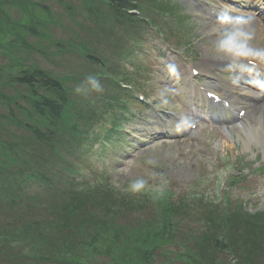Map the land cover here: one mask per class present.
<instances>
[{"label": "rangeland", "instance_id": "obj_1", "mask_svg": "<svg viewBox=\"0 0 264 264\" xmlns=\"http://www.w3.org/2000/svg\"><path fill=\"white\" fill-rule=\"evenodd\" d=\"M28 1L43 4L49 11L50 21L46 25L48 35L25 38V43L20 44L17 50L0 53L2 77L9 78L7 76L10 75L6 70H9L12 75V68H10L7 57L10 56L13 59L14 56H18L24 60V66L40 67L46 73L62 79L70 88L71 105L68 112L73 116L71 122L73 120L81 130H85L88 127L86 122L91 121L92 115H98V122L101 123L99 127L106 129V123L109 124L108 118L112 113H104L105 115L101 113L104 105L98 99L110 91L111 87L100 75L102 70L105 72L112 65L119 64L116 61L118 51L107 41L110 37L106 33L112 31V28H109L111 23L107 21V29L97 33L92 20L84 10L87 9L84 5L85 0ZM176 1L185 9L186 14L194 17L196 14V17H199L197 22L190 20L189 36L185 35L179 40L183 42V45L178 47L179 43L175 44L177 38L174 37H169L168 41L163 44L157 31L156 33L152 31L143 35L145 43L150 48L143 47L144 42H141L139 47L132 44V48L135 46V51L131 53L129 60L125 59L119 65L127 70L126 79L129 81H125L136 82L132 84L135 91L142 94L148 103L157 105L162 111L173 108V111H177L180 116L186 117L181 107L176 104L175 97L160 85V81L166 79L164 76L170 74L167 63L171 60L181 69H187L191 65L205 61L206 58L236 56L235 51L228 47V37L232 36L235 31L244 29L245 26L237 28L230 26L222 40L210 39L205 32L207 29L205 22L206 18L211 15L204 1H209L215 6L216 0H195L200 4V9L192 7L193 0ZM137 3V9L142 10L144 16L152 15L149 14V10L146 11V4L143 0H137ZM9 9L14 18L20 17L21 9L12 6H9ZM133 10L136 11V9ZM160 25L163 33L170 35L165 24L160 22ZM253 38L248 40V47L264 49V39L258 40L254 35ZM189 41L191 44L188 46ZM211 45L214 47L211 48ZM159 51L160 54L164 52L165 57L159 58ZM88 56L94 59L100 58L104 63L102 70L87 59ZM205 81L209 86H213L214 90H218L222 96L230 95V91L221 84L208 79ZM205 81L199 82L205 84ZM16 89L14 85L5 87V94L11 95ZM117 95L122 98L123 93L120 92ZM88 100L92 101L91 105L95 107L94 112L83 106V103ZM20 104L24 106L25 100H22ZM127 107L138 114L142 120L129 116L131 112L128 110L129 115L124 114L128 122H123L125 131L122 134L125 137L120 133L121 131L118 133L117 129L110 132L105 131L104 136H98L102 157L99 158L100 162H95V164L108 165L109 169L106 174L97 169L93 162L98 156L96 142L90 143L89 141V143L81 144L75 154L72 147L73 142L69 137L57 142L60 156L54 158L55 163L63 169L65 174L71 173V170L75 171L72 177L84 182L85 187L89 188L88 195L91 202L87 206V211L96 219L104 221L105 230L113 225L115 230L118 228L124 230L126 226H138L143 222H147L146 224L153 222L159 226L162 221L156 220L162 219L161 213L168 211L167 215H170L169 210H175L171 221L174 226V242L169 246V257L162 260V256H159L151 264H167L170 261H173L171 264H184L172 253L179 248V253L182 254L188 250L202 249L203 263L206 264H209L213 255H215L214 261L217 264H264V217L256 218L257 222L252 226L250 218L245 216L248 219L242 221L244 230H236L238 226L235 224L238 220L234 222V218H229L230 222L222 227L224 224L219 218L223 216L224 210H227L232 217L236 216L240 210L249 215L264 212V170L259 173L255 172L256 169L264 167V147L259 145L262 140H254L255 142L243 149L241 141L237 139V133L240 131L242 134L248 133L252 124L250 127H242V130L234 127L229 130L233 140L225 135L224 127L217 128L211 125L206 127L200 125L196 134H187L180 125L182 128L174 126L175 132H161L154 135L152 134L155 133L153 128L145 125L144 121L147 119L161 126L163 122L153 119L152 115L156 113L161 115L162 112L142 105L138 106L133 100L127 103ZM241 107L244 106L241 105ZM24 110L19 112L13 110L12 107V118L17 117L23 120ZM9 114V110L6 112L5 108L0 106L2 116L0 126H3L0 130L2 132L0 140L14 142L21 140L23 149L27 147L26 150L34 157L22 153L19 155L20 159L25 157L34 170L45 168L44 163H50L48 155L39 145L35 144L32 150V146L26 144L28 132L24 128H16L13 123H8L5 117ZM258 114L261 122L264 123V112L261 113L259 110ZM161 116L166 122L169 119L164 115ZM254 119H256L255 116ZM133 126H136V129L141 128V132L136 131ZM83 134L87 138L90 136L88 132H83ZM56 136H59L58 132L55 133ZM222 138L226 139L225 143ZM181 140H185L186 144ZM124 142L125 148L121 149ZM118 150H121V153H118ZM110 153L118 156L109 155ZM260 154H262V159L254 164ZM0 155L3 156L2 153ZM113 157L119 160L112 162ZM18 167L24 169V164L20 163ZM18 167L13 168L17 170ZM244 168L249 170L247 175L244 174L245 171L243 172ZM1 177H7L9 181L7 184L14 182L12 171L10 173L7 171L6 175H1ZM101 181L103 183H97ZM26 193L29 199L37 195L38 202L43 201L40 203L41 207L53 206L54 202L56 203L55 200L47 198L45 190L37 188L36 183L28 182ZM165 194L163 201L165 205L162 208L155 201L162 203L161 198ZM6 207L9 205L5 198H0V209ZM38 210L40 218L48 217V214L46 215L41 209ZM21 211L24 209L22 208ZM241 214L239 212L238 215ZM113 215L115 218L111 221ZM57 216L52 213V222H56ZM83 219L84 217L81 216L80 220ZM11 221L7 213L1 214V225ZM92 229L93 226H88L85 230L83 227L82 235H87ZM221 239L227 249L219 254L214 249V242ZM104 260L103 257H97L91 264H107Z\"/></svg>", "mask_w": 264, "mask_h": 264}, {"label": "trees", "instance_id": "obj_2", "mask_svg": "<svg viewBox=\"0 0 264 264\" xmlns=\"http://www.w3.org/2000/svg\"><path fill=\"white\" fill-rule=\"evenodd\" d=\"M108 1L115 16L121 18L129 0ZM10 33V30L0 27V38H4L0 42V53L15 50L17 33L6 38ZM8 61L12 75L6 70L10 76L5 79L0 73V104L10 112L5 119L16 128H24L29 134L26 144L32 146V150L35 144L39 145L48 155L50 163L45 162L43 169L35 166L40 170H34L25 157H19L22 153L34 157L26 150L27 147L23 149L21 140H0V154L4 155V158L0 155V183L7 181L6 177H1L2 171H12L14 176L13 183L0 187V198H5L9 205L0 209V217L2 213H7L12 220L0 224V264H91L97 257L107 259V264H151L155 256L166 258L168 248L174 242L171 221L175 210L170 209V215H167L168 211L164 209L162 219L156 220L162 221L159 226L153 222H143L138 226L125 225L124 230H115L114 225L105 230L104 221L96 219L87 211L91 202L89 188L79 191L78 184L69 182L59 172L56 163L55 167L51 165L54 158L60 156L57 148L60 139L69 137L77 142L75 135L79 131L76 132V126L70 123L72 116L65 109L68 100L66 90L58 79L31 66L25 67L20 57ZM13 85L17 88L14 94H5V87ZM21 99L26 101L28 108L22 112L23 120L17 117L13 119L12 107L21 112ZM2 128L0 126V130ZM57 132L59 136L55 137ZM20 163L24 164L25 170L18 167ZM13 167L18 168L14 170ZM28 182L39 185L45 190L47 198L56 203L41 207L43 201L40 199L38 202L37 195L29 199L25 189ZM22 208L24 211H21ZM38 209L48 214V217L40 218ZM52 213L58 215L56 222H52ZM80 215L84 217L83 220H80ZM114 218L113 215L111 221ZM88 226H93V229L83 236L82 228L85 230ZM214 249L222 253L227 247L222 241L219 244L216 241ZM201 250L172 253L177 258L187 257L191 262L195 257L198 260L203 258Z\"/></svg>", "mask_w": 264, "mask_h": 264}, {"label": "bare ground", "instance_id": "obj_3", "mask_svg": "<svg viewBox=\"0 0 264 264\" xmlns=\"http://www.w3.org/2000/svg\"><path fill=\"white\" fill-rule=\"evenodd\" d=\"M246 4H251V5H256L257 3H259L260 0H240ZM240 4V3H237ZM220 5L221 8L223 10H225L226 12H232V6L233 4L229 3V1L227 2H223L220 1ZM228 17V16H227ZM209 22V26L207 27L206 32L209 35H214L216 36L218 39H222L224 38V35L221 36V29L225 28V22L220 20H215L212 18L208 19ZM258 20V19H257ZM254 26H251L250 28V33H249V37L252 36V33L254 32V34H256V36L258 37H262L264 36V24L262 23V20H258V21H254ZM237 36H232L231 39L229 40V48L235 49V50H240V49H244L245 46L248 44V36L245 35V32H236ZM231 42V43H230ZM261 51H258L256 53H252L250 55H248L247 57L251 56L253 58H247V60H254V62H257L258 65L262 66L264 68V64L262 65V63L264 61H262L260 58L263 57L262 54H260ZM256 59V60H255ZM232 59H226L224 57H218V59H216L213 63V65L208 66V64H202L201 66H199V70L201 71H205V73L208 72V69H210L211 67H213L214 65H223L225 63L231 62ZM186 71H182L178 72V77L177 78H182L183 82H186L189 75L185 74ZM234 87H236L235 83L232 84ZM191 91H194L195 96L197 97L198 102L201 103V105L197 106L195 104V107H199L202 108L205 105H207V102L200 96L199 92H197L194 87L190 88ZM237 94H241L242 96L247 95L248 97H250L253 100L254 108L250 109L251 112L249 111V118H251L252 116H255V118H260V116H258V111L260 108H264V97L258 98L259 96L257 95V93L245 89V88H241L240 90H238ZM197 100L195 103H197ZM261 119V118H260ZM245 122H241L242 127L247 126L250 123H246ZM242 127L240 128V130H242ZM227 129V127H226ZM228 130V129H227ZM237 137L239 139V141H241L243 149H246V147H248L249 144L255 142L254 140H262L259 145H261L262 147H264V123L260 122V121H255L253 120L252 126L250 127V130H248V133H241L238 132ZM223 139V138H222ZM184 144H186V142L184 140H182ZM223 142H226V139H223Z\"/></svg>", "mask_w": 264, "mask_h": 264}]
</instances>
